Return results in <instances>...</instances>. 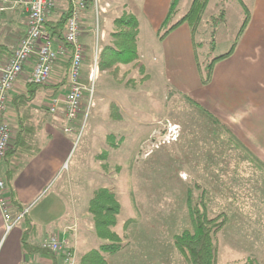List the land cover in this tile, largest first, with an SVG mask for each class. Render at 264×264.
Returning <instances> with one entry per match:
<instances>
[{
    "label": "rangeland",
    "instance_id": "obj_1",
    "mask_svg": "<svg viewBox=\"0 0 264 264\" xmlns=\"http://www.w3.org/2000/svg\"><path fill=\"white\" fill-rule=\"evenodd\" d=\"M107 1L111 7L106 16L115 19L124 15V4L133 0H98L99 14L93 8L92 18L82 17L81 40L87 32L89 44L83 79L88 90L83 109L71 124L74 132L64 133L74 141L65 170L71 174L75 191L78 185L83 192L76 194L82 204H77L80 216L77 225L74 222L78 244L75 264L86 253L109 243L99 235L90 209L92 199L102 190L111 192L119 207L111 230L125 245L119 253L105 254L109 264H186L174 237L191 228L187 205L190 190L197 202L205 194L210 218L224 213L229 217L216 235V264L248 260L264 264V173L256 170L253 157L251 163L255 165L249 166L245 150L231 143L232 137L221 125L193 103L198 101L195 92L202 83L201 71L206 76L210 62L228 53L236 43L246 18L244 7L239 0H210L196 30L197 57L193 50L189 59L183 36L155 45L143 39L139 49L146 72L122 66L115 77L113 70L99 69L106 46L101 14ZM192 2L180 0L174 22L188 12ZM96 68L100 75L92 82L90 76ZM112 104L119 108L116 114ZM170 128L178 136L176 142L168 141L174 134ZM209 136L217 150L231 149L222 161L215 158L214 163L222 165L218 168L222 176L228 177L225 171L241 162L242 179L235 174L230 178L237 187L203 188L205 174L201 170L207 158L199 153L205 154ZM69 216L73 218L71 213ZM24 222L14 228H21Z\"/></svg>",
    "mask_w": 264,
    "mask_h": 264
},
{
    "label": "crops",
    "instance_id": "obj_2",
    "mask_svg": "<svg viewBox=\"0 0 264 264\" xmlns=\"http://www.w3.org/2000/svg\"><path fill=\"white\" fill-rule=\"evenodd\" d=\"M239 2L248 9L250 21L232 55L214 67L210 83L200 84L195 92L198 101L193 103L221 125V129L228 137H232L229 139L231 143L234 142L241 151L245 150L249 157L247 163L253 166L255 165L251 163L253 156L264 164V0ZM171 3L172 0H133L124 4L123 14L135 16L139 23V62L137 65L124 66V69L139 67L140 72H146L145 66L141 63L144 54L139 49L143 39H147L148 42L151 40L155 45L157 41L164 42L171 37L183 36L182 43L188 48L189 59L193 50L197 57L198 45L191 27L186 28L187 24H183L163 39L159 37V30L168 15ZM110 7V1H107L105 12L101 14L103 21L101 35L106 45L113 43L111 35L114 21L119 18L110 19L106 16L107 8ZM93 8L95 7H89L83 18L86 20L92 18ZM69 11V0H58L47 21L52 24V21L58 20ZM110 23L113 24V29ZM27 29L28 14L24 7L14 2L6 3L0 0V47L1 53L3 52L0 55V62L4 63L11 58L26 36ZM47 31L49 32L48 29ZM86 33L82 35V42L87 53L89 44ZM53 37L55 50L67 48L64 40ZM66 52L54 63L50 81L42 86H31L27 82L36 61V56H33L10 94L5 122L11 129L12 141L0 165V179L6 183L8 196L13 204L11 207L13 215L16 216L26 210L29 212L21 228H14L8 232L0 209V264H64L60 263V259L52 258L50 254L42 252L28 254L25 250V239L30 244L42 246L45 239L54 236L66 242L67 247L71 248L76 256L78 254L76 225L80 215L77 214V204H82V201L77 202L76 194L81 196L83 192L81 193L79 189L82 187L78 185L75 191L71 174L65 170L74 141L64 135V128L67 125L64 117L48 112L53 98L64 97L67 94L70 53ZM84 69L85 65L83 79L86 76ZM93 71L96 72L94 69ZM96 73L95 80L100 75L99 71ZM86 94L87 91L85 97ZM221 133L224 134L222 131ZM229 151L231 149L217 150V147H212L209 136L205 154L199 153L207 158L201 170L205 174L203 188L237 187L230 178L232 174H235V177L242 175L241 162L236 161L233 166L231 163L228 164L231 165L225 171L228 177L225 174L221 175L223 171L218 168L222 165L214 163L218 157L222 161L225 153ZM222 164L224 165V162ZM256 168L258 171L262 170L258 166ZM261 172L264 173V170ZM217 176L219 179H216ZM223 177L224 179H221ZM45 200L47 201L39 206ZM68 205L72 207L68 208ZM29 228L32 231L27 233Z\"/></svg>",
    "mask_w": 264,
    "mask_h": 264
},
{
    "label": "trees",
    "instance_id": "obj_3",
    "mask_svg": "<svg viewBox=\"0 0 264 264\" xmlns=\"http://www.w3.org/2000/svg\"><path fill=\"white\" fill-rule=\"evenodd\" d=\"M88 8L94 6V0H87ZM242 2V0H240ZM210 0H193L188 12L178 21L174 22L178 12L180 0H172L171 7L168 15L163 22L160 30L159 37L161 39L167 37L174 30L188 24L191 27L193 36H196V30L201 23L203 13L205 12ZM243 3V2H242ZM244 6V4H242ZM246 11V18L243 26L240 30L239 37L232 49L215 59H213L208 68L206 76L202 74L201 66L198 67L201 71V80L203 85L210 83L213 75V70L216 64L229 56L234 52L238 40L244 33L249 21L250 13L244 6ZM69 16V12L65 13L56 21L45 23V29L47 34L51 37H59L63 39V31L66 26V22ZM225 17L221 15V20ZM47 25V26H46ZM47 27V28H46ZM114 31L111 35L113 43L106 45L100 56L99 69L113 70V75L117 77V73L122 66L137 65L139 60L138 54V35H139V23L135 16L131 14H124L122 17L117 18L114 21ZM216 34V29L213 32V36ZM2 47H0L1 53ZM3 53V52H2ZM2 53L0 55H2ZM36 86V85H31ZM30 101V99H28ZM113 114H116L119 109L115 104L111 105ZM255 164L264 170V164L254 157ZM113 195L107 190H102L96 193L90 204V209L95 216V225L98 229L99 235L109 240V243L103 244L99 249H93L81 257L79 264H109L105 254H116L125 249V245L119 242V236L111 230V227L115 224L116 215L119 212V207L113 202ZM189 209L191 228L184 230L181 234L174 237V245L180 252L181 256L186 261V264H216L218 248L215 242L216 235L221 231L228 223L229 217L227 214H221L215 218H210L208 213V204L205 200V194L198 202L194 200L193 191H189V198L187 200ZM32 229H28L31 232ZM25 250L28 254L44 253L51 255L52 258L60 259V263H63V256L50 250H45L42 246H36L30 244L27 240H24ZM235 264H259L254 260H248L243 262H236Z\"/></svg>",
    "mask_w": 264,
    "mask_h": 264
},
{
    "label": "built area",
    "instance_id": "obj_4",
    "mask_svg": "<svg viewBox=\"0 0 264 264\" xmlns=\"http://www.w3.org/2000/svg\"><path fill=\"white\" fill-rule=\"evenodd\" d=\"M6 3L14 2L23 6L28 14V29L26 36L21 40L11 58L6 62H0V165L3 162L11 141V129L5 122V112L8 107L10 94L17 81L22 76L26 65L33 56L36 61L32 66L27 82L30 85H46L51 78L52 68L59 56L70 53L69 85L64 97L53 98L50 102L49 112L61 114L67 123L64 128L66 134L73 133L71 124L76 122L85 99L87 87L83 82V66L85 59V47L81 40V22L84 12L88 9L87 0H69L70 11L64 29L63 39L67 48L61 47L55 50L53 40L47 34L45 23L48 15L56 8L58 0H4ZM94 7L99 14L98 0H94ZM97 70V68L95 69ZM95 71H92L90 80L94 82ZM170 128V132L174 133ZM178 136L172 134L168 139L176 142ZM13 204L6 190V183L0 179V209L5 218L7 230L10 232L23 221L28 210L14 216L11 212ZM12 218V219H11ZM42 248L63 256L64 264H75V253L66 242L57 237H49L42 243Z\"/></svg>",
    "mask_w": 264,
    "mask_h": 264
}]
</instances>
